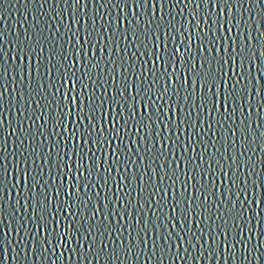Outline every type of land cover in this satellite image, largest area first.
Masks as SVG:
<instances>
[{
  "label": "snow or ice",
  "instance_id": "1",
  "mask_svg": "<svg viewBox=\"0 0 264 264\" xmlns=\"http://www.w3.org/2000/svg\"><path fill=\"white\" fill-rule=\"evenodd\" d=\"M28 3L0 29V264H264V0Z\"/></svg>",
  "mask_w": 264,
  "mask_h": 264
},
{
  "label": "water",
  "instance_id": "2",
  "mask_svg": "<svg viewBox=\"0 0 264 264\" xmlns=\"http://www.w3.org/2000/svg\"><path fill=\"white\" fill-rule=\"evenodd\" d=\"M35 7V4H29L28 0H7L6 5L4 6H0V29H8L9 35L14 34V32H23V27H26L29 23L33 22L32 19V9ZM47 10V8L45 9ZM185 16L187 15V12H185L184 14ZM25 16L28 17L27 20H25ZM168 19H171V17H168ZM65 22H68V18H67V14H65ZM177 26H180V23L182 22V17L177 16ZM23 25V27H22ZM235 31V30H234ZM253 35H257L255 32H253ZM255 43V41L253 42ZM193 51L195 52V44L193 45ZM259 63V62H257ZM260 80L262 82H264V77H260ZM15 115V114H13ZM261 115H264V113H261ZM11 118V117H10ZM253 123H255L256 121V114H253ZM7 130V129H6ZM257 161V168L258 170H264V166H261L259 164V160L261 158H264V154L260 153V149L257 148V155L256 157H254ZM115 175V174H114ZM219 175V174H217ZM183 178V177H182ZM147 180V178H145ZM219 182V180H218ZM261 182L264 183V176H261ZM159 198V197H157ZM171 194H169L168 200L169 202H171ZM252 207H255V205H253ZM261 208H264V204L260 205ZM165 211L170 213V209H168L167 207H165ZM202 219V217H201ZM261 221H262V226H264V212H261ZM255 224V221L253 222ZM125 235H127V233H125ZM13 239L14 234H13ZM97 241L99 243V237H97ZM253 244L256 243V240L252 241ZM73 246H75V244H73ZM111 249V246L109 248V250ZM62 251V249L57 251V255H59V252ZM84 251H87V248L84 249ZM262 251H264V249H262ZM72 257L71 259H69V257ZM9 258L8 260L4 261L3 264H15L14 261L11 260V248L9 249ZM33 261V264H42L41 261H37L35 260V258H30ZM89 259H91V257H89ZM52 260H56V264H81V261L79 260V258L70 253V252H66L64 253V257L62 260H57L56 257H49V264ZM83 264H88V261H83ZM92 264H96L95 260H92ZM133 264H135V262L133 261ZM142 264H148V261H142ZM151 264H156L155 259L151 262ZM177 264H184V261H178ZM189 264H196V261H189ZM199 264H206V261L204 260H200ZM207 264H212V262H207ZM235 264H240V261L237 260L235 262ZM245 264H247V262H245ZM253 264H260L259 261H253Z\"/></svg>",
  "mask_w": 264,
  "mask_h": 264
}]
</instances>
